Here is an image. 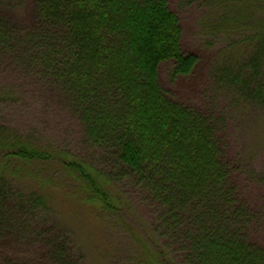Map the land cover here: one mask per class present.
I'll return each mask as SVG.
<instances>
[{
	"label": "trees",
	"instance_id": "1",
	"mask_svg": "<svg viewBox=\"0 0 264 264\" xmlns=\"http://www.w3.org/2000/svg\"><path fill=\"white\" fill-rule=\"evenodd\" d=\"M25 1L24 23L0 10V264H85L47 198L16 185L51 161L86 203L116 215L119 190L143 208L147 264H264V206L241 188L264 181L231 155L228 117L161 85V64L174 79L198 63L168 0ZM243 68L232 89L264 109V32ZM28 93L76 123L80 153L46 149L7 119Z\"/></svg>",
	"mask_w": 264,
	"mask_h": 264
},
{
	"label": "rangeland",
	"instance_id": "2",
	"mask_svg": "<svg viewBox=\"0 0 264 264\" xmlns=\"http://www.w3.org/2000/svg\"><path fill=\"white\" fill-rule=\"evenodd\" d=\"M168 2L180 20L183 53L194 54L198 63L190 75L174 79L170 77L172 64H161L159 79L163 89L184 105L223 110L229 122L231 155L238 154L253 177L264 181V109L239 100L228 79L244 69L264 32V0ZM28 9L25 0H0L1 12L18 23L26 21ZM22 97L18 105L6 110L7 119L15 127L20 131L34 129L46 149L80 153L79 129L64 111L49 104L42 95L33 97L28 93ZM26 176L16 183L17 187L47 198L51 221L68 234L85 264L148 263V252L138 238L149 231L144 210L135 200L114 190L122 200L120 210L116 215L100 210L84 201L77 182L55 161L32 167L29 173L26 170ZM250 184H241L242 190L256 205L264 206V184Z\"/></svg>",
	"mask_w": 264,
	"mask_h": 264
}]
</instances>
